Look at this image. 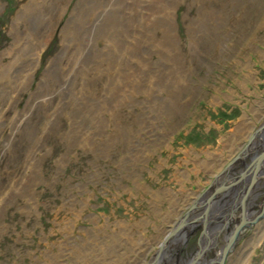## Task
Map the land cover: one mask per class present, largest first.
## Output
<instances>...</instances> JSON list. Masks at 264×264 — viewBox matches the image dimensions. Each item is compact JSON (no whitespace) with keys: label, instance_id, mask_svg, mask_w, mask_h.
Returning a JSON list of instances; mask_svg holds the SVG:
<instances>
[{"label":"rangeland","instance_id":"1","mask_svg":"<svg viewBox=\"0 0 264 264\" xmlns=\"http://www.w3.org/2000/svg\"><path fill=\"white\" fill-rule=\"evenodd\" d=\"M263 22L264 0H0V264H122L145 246L152 263L264 121ZM251 253L264 264V240Z\"/></svg>","mask_w":264,"mask_h":264},{"label":"flooded vegetation","instance_id":"2","mask_svg":"<svg viewBox=\"0 0 264 264\" xmlns=\"http://www.w3.org/2000/svg\"><path fill=\"white\" fill-rule=\"evenodd\" d=\"M254 132L255 130L251 134H253ZM257 152L259 151L256 150L255 153ZM251 153H254V151ZM236 162L239 163L238 161ZM245 165L246 163H242L243 168L239 169L238 171L231 168L230 166L232 165H230L228 168V171H225L224 174H221L218 178L214 180L216 183L221 182L219 187L227 186V189L223 190L217 196L212 198L210 201L211 202L210 204L208 203L209 202V197H208L209 192H207V194H204V195H202V192H199V196H198L199 198L197 199L198 201L196 202L197 206L194 209L188 211L189 215L187 216V218H185V221H184L185 222L184 228L186 227L187 234L185 235L184 233L180 234L183 228V227H180V229H178L179 233H176L173 236V239H174V242H172L173 244L179 241L181 242L171 247L172 255H174V258L172 259V261L169 262L170 264H219L222 254H223V249L227 241L229 240L230 236L232 235V231H234L235 227L239 223L237 222L238 219L240 220V218L245 214L244 211H246V215L249 217H252V218L254 217L256 219L259 216L260 218V215L258 216L255 215L257 214L255 210L256 208L255 206L256 204L257 206L260 205L259 204L260 200L264 194V179L263 180L261 179L262 177H264V169L261 170L259 179L256 182L257 184L255 183V185L249 191L248 196H245V192L247 190L245 189L246 190L245 191L244 188L248 186V184L251 181V178H250L251 176H247L244 179H240L243 173V170L245 168ZM229 169L234 170V172L229 173ZM237 169H238V166H237ZM219 179L222 181H220ZM240 183H241V188H242L241 189L242 196L238 195V197H236L235 200H233L234 198H232L233 197L232 196L231 201L228 198L224 199L225 197L221 196V194L222 195L224 193L228 194L230 191H233L237 187V185H239ZM212 185H215V184L212 183ZM228 189L230 190L227 191ZM262 199L264 201V197ZM244 202H245V205H243ZM209 206L210 208H209V211L207 212V209ZM199 207L205 208L201 216L199 215V213H196ZM226 207L229 210L224 211L225 213L222 215L223 212H219V209L221 208L223 209ZM210 215L214 217H211ZM224 215H227L228 219L222 222L224 223V225H229V226L222 229L221 231L216 232V229H219L217 226L220 223V219ZM234 225L235 227L232 228V226ZM173 244H170V245H173ZM210 253H212V255ZM207 254H210L211 256ZM154 261H156V259H154ZM226 262H228V260H226ZM226 262L224 264H226ZM153 263L155 264V262H152L149 264H153Z\"/></svg>","mask_w":264,"mask_h":264},{"label":"bare ground","instance_id":"3","mask_svg":"<svg viewBox=\"0 0 264 264\" xmlns=\"http://www.w3.org/2000/svg\"><path fill=\"white\" fill-rule=\"evenodd\" d=\"M263 25H264V22H263ZM244 65V68L245 69H247V73L245 74V78L246 79H249V78H251V79H253L254 78V76H253V70H252V64H250L249 63V61L247 60L246 62H245V64H243ZM250 135H252V134H250ZM255 140V138L251 141V143H250V145H249V151L251 150L252 151V148L251 147H253L255 150H260L261 148H262V146H264V139L262 138V137H260L259 136V141H258V145L256 146L255 144H256V142L254 141ZM246 142V141H245ZM237 154V153H236ZM235 154V155H236ZM208 155H210V153L208 154ZM216 155L217 156H219L217 153H216ZM234 155V156H235ZM212 156V155H211ZM216 156V157H217ZM221 157V156H220ZM232 158H234V157H232ZM231 159V158H230ZM200 160H203V162H205V161H207V160H205V159H200ZM212 162H214V161H212ZM218 162V161H217ZM238 162H241V161H238ZM206 163H208V162H205V164ZM210 165V164H209ZM211 165H212V163H211ZM220 165V164H219ZM218 165V166H219ZM228 165H229V161H228ZM231 165V164H230ZM229 165V166H230ZM237 165H239V163H237L236 162V164L234 163V164H232V166H230L231 168H233V169H235L236 171H238L239 169H237L236 168V166ZM213 166H216V163H214V165ZM213 168V167H212ZM262 169H264V166L262 167ZM222 170V169H221ZM212 174H214L213 175V177L212 178H214V180L216 179V178H218L220 175H221V173L220 172H218L217 174L215 173V171H212L211 172ZM225 172H223L222 174H224ZM249 173H250V178H251V181H250V183L253 181V179H255V181H254V183H253V186L255 185V183L257 182V180L259 179V176H260V174H261V170H258V172L255 174V171H249ZM248 173V174H249ZM254 177H256V178H254ZM250 180V179H249ZM249 183V184H250ZM211 184V186H212V183H210ZM248 184V185H249ZM257 184V183H256ZM220 186V185H219ZM219 186H217L216 187V189L214 190V191H212L211 190V193H215V191L217 192V195L219 194V193H221L223 190H225V189H227V186H223V187H219ZM252 186V187H253ZM251 187V188H252ZM212 188V187H211ZM246 188H247V186H246ZM251 188H250V190H251ZM247 189H249V188H247ZM246 189V190H247ZM203 190V189H202ZM250 190H248V191H250ZM169 191H167V190H165V193H168ZM249 193V192H248ZM197 195V196H199V192L198 191H195L194 193H192V195ZM209 194V193H208ZM171 195H173V194H171ZM170 195V196H171ZM217 195H215V196H217ZM169 196V197H170ZM214 196V197H215ZM221 196H223V197H225L224 199H229L230 201H231V197L232 198H236V197H238V195L235 197V195H232V194H230V192L228 193V194H226V193H224L223 195L221 194ZM241 196H242V194H241ZM178 197V196H177ZM189 196H186V198L187 199H189L188 198ZM209 197V196H208ZM182 198V197H181ZM199 197H197V198H195L194 199V202H193V205H191V207L190 208H188V210L184 213L185 215L183 216V219L182 220H180V221H175V222H173L174 224L171 226V227H169L168 229H166L165 230V232H164V237L162 238V239H160V242H158V244H157V248H156V253H154V255L151 257L152 259H151V262H155V264H170L169 262L170 261H172V259L174 258V255H172V250H171V247L172 246H175V245H177V244H179L181 241H179V242H177V243H175V244H173L172 242H174V239H173V236L176 234V233H179L178 232V227H179V229H180V227H183L182 228V230H181V232H180V234H183L184 233V235L185 234H187V231H186V227L184 228V221H185V218H187V216L189 215V213H188V211L189 210H192V209H194L196 206H197V199H198ZM210 198L211 197H209V200H210ZM217 199V198H216ZM215 199V200H216ZM179 200V199H178ZM177 200V201H178ZM175 203V202H174ZM190 203V202H189ZM192 203V202H191ZM170 204H172V202L170 203ZM195 204V205H194ZM183 205V204H182ZM173 206V205H172ZM176 206V205H175ZM177 207V206H176ZM181 209H183V208H181ZM171 210V209H170ZM176 210V209H175ZM227 210H229V209H226V211ZM244 210H245V208H244ZM243 210V211H244ZM172 211V210H171ZM173 212V211H172ZM171 212V213H172ZM245 212V214L240 218V220L238 221L239 223L237 224V226L235 227V229H234V231H232V235L230 236V238H229V240L227 241V243H226V245H225V247H224V249H223V253L225 252V250L226 249H228V251H226L227 253V257L225 258V260H228L229 261V259H230V256H229V253H231V251H232V249L234 248V245L238 242V240L240 239V234H241V231H243L242 232V236L241 237H246L247 235H245V234H247L245 231L247 230V228L248 227H250L249 225L250 224H253V223H255L254 222V220L253 219H255L254 217L252 218V217H249V216H247L246 215V211H244ZM188 213V214H187ZM225 212H223L222 213V215L224 214ZM173 214V213H172ZM256 215V214H255ZM255 215H253V216H255ZM245 217V221H246V224L245 225H242L241 226V224H242V219ZM228 219V216L227 215H224V216H222L221 217V219H220V223H219V225L217 226L219 229H216V232H218V231H221L222 229H224V228H226V227H228L229 225H224V223L222 222V221H225V220H227ZM255 220H257V218L255 219ZM173 221V220H172ZM183 222V223H182ZM219 222V221H218ZM216 227V228H217ZM256 227L257 228H255L254 230H253V234H252V236L254 237V234H257L256 235V237H257V239H256V241H253V242H250L249 244H243V246H242V249H241V251H240V253H239V255L237 256V258L234 260V262L232 261V264H246V262H248L249 260H250V256H251V252H254V247L257 245V244H259V242L260 241H263L264 240V219H263V221H260L257 225H256ZM177 230V232L174 234V235H172V236H170L171 235V233L172 232H175ZM224 232V231H223ZM235 233H238L236 236H235ZM244 234V235H243ZM167 235L169 236L168 238H167ZM234 236H235V238H234ZM161 238V237H160ZM239 238V239H238ZM177 239V238H176ZM147 244V243H146ZM170 244H173V245H170ZM151 247H148V246H145L144 247V249H140V250H142V255H141V253L140 254H136V255H133V257H130V258H128L129 260H127L125 263H122V264H143V263H145V255H144V253H145V251H148L149 249H150ZM223 258V254H222V257H221V259ZM154 259H156V261H154ZM202 260V259H201ZM148 261V260H147ZM226 262V261H225ZM114 263H116V262H114ZM220 263V262H219ZM228 263V262H227ZM230 263V262H229ZM154 264V263H153ZM224 264V263H223Z\"/></svg>","mask_w":264,"mask_h":264},{"label":"water","instance_id":"4","mask_svg":"<svg viewBox=\"0 0 264 264\" xmlns=\"http://www.w3.org/2000/svg\"><path fill=\"white\" fill-rule=\"evenodd\" d=\"M263 130H264V122H263V124L262 125H260V127L252 134V136H250V138L247 140V142L245 143V145L242 147V149L234 156V158H231V161H229V165L230 164H232L234 161H236L237 159H239V158H242V157H245L248 153H249V148H248V146L250 145V143H251V141L255 138V137H259V135H261L262 133H263ZM263 161H264V150H263V152L260 154V155H258L257 157H254L253 159H252V161L248 164V166H247V168H245L246 170L243 172V174H242V178H244V177H246L247 175H248V173H249V171H255V174L258 172V170H260L261 169V167H262V164H263ZM229 165L227 164V166L224 168V169H222V170H226V169H228L229 168ZM254 178H256V177H254ZM254 181H255V179H253V181L249 184V189H247V192H246V195L245 196H247V194H248V190H250V188L253 186V183H254ZM216 189V188H215ZM215 195H217V192L215 191V193H212L211 194V198H210V200H209V204L211 203L210 201H211V199L212 198H214V196ZM243 205H245V202H244V204ZM209 208H210V206L208 207V209H207V212L209 211ZM263 215V213L262 214H260V216H262ZM246 219H245V217L242 219V224H241V226L242 225H245L246 224V221H245ZM183 223V222H182ZM178 229H179V227H178ZM177 232V230L175 231V232H172L171 233V235L170 236H172V235H174L175 233ZM238 233H235V236L237 235ZM235 236H234V238H235ZM169 236L167 235V238H168ZM226 251H228V249H226L225 250V252L223 253V258L220 260V263L219 264H223V263H225V258L227 257L226 255Z\"/></svg>","mask_w":264,"mask_h":264}]
</instances>
